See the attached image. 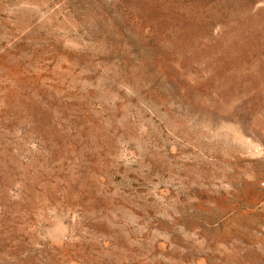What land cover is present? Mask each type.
<instances>
[{"label":"rangeland","instance_id":"rangeland-1","mask_svg":"<svg viewBox=\"0 0 264 264\" xmlns=\"http://www.w3.org/2000/svg\"><path fill=\"white\" fill-rule=\"evenodd\" d=\"M0 264H264V0H0Z\"/></svg>","mask_w":264,"mask_h":264}]
</instances>
